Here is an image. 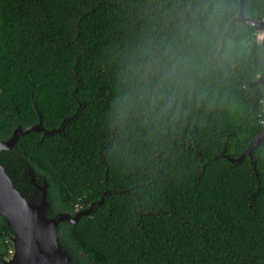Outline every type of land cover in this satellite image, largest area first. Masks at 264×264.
<instances>
[{"label":"trees","instance_id":"1","mask_svg":"<svg viewBox=\"0 0 264 264\" xmlns=\"http://www.w3.org/2000/svg\"><path fill=\"white\" fill-rule=\"evenodd\" d=\"M238 13L264 0H0V140L61 125L18 134L4 171L26 199L46 184L48 217L102 195L57 224L72 264H264V139L225 158L264 123ZM9 235L0 215V264Z\"/></svg>","mask_w":264,"mask_h":264},{"label":"water","instance_id":"2","mask_svg":"<svg viewBox=\"0 0 264 264\" xmlns=\"http://www.w3.org/2000/svg\"><path fill=\"white\" fill-rule=\"evenodd\" d=\"M235 20L249 23L256 34V42L264 48V17L259 20L243 18L240 13ZM255 81L264 88V69L256 74ZM264 104V97H263ZM61 125L56 129L45 130L40 123L20 129H13L10 137L6 140H0V150L9 148L15 141L18 134L28 130H39L44 135L53 131H58ZM264 139V123L261 130L254 135L248 146L235 158L225 156L230 162L241 159L244 155L251 158L253 148L259 141ZM33 182V178H30ZM40 196L37 201L32 198L26 199L22 193L12 185L8 174L4 171L0 163V215L3 217L9 231V239L12 244V253L6 257L3 264H72L68 253L61 248L57 241L56 229L60 221L73 223L80 215L87 214L95 204L100 203L102 195L91 202L88 207L75 210L74 213H57L51 217L46 216V184L33 182ZM105 194V193H104Z\"/></svg>","mask_w":264,"mask_h":264},{"label":"clouds","instance_id":"3","mask_svg":"<svg viewBox=\"0 0 264 264\" xmlns=\"http://www.w3.org/2000/svg\"><path fill=\"white\" fill-rule=\"evenodd\" d=\"M218 9H219V5L217 4V5L213 8V12H215V11L218 10ZM210 20H211V16H210ZM210 26H211V25H210ZM215 31H216L215 28H212V30H211L209 36L206 37V38H208V39H210V40L214 39V37H215ZM175 76H176L175 69H173V71L168 72V73H165L164 77H162V80H172V79H175ZM153 99H155V98H153ZM129 103H130V102H129ZM125 114H126V113L121 112V117H122L123 115H125Z\"/></svg>","mask_w":264,"mask_h":264},{"label":"rangeland","instance_id":"4","mask_svg":"<svg viewBox=\"0 0 264 264\" xmlns=\"http://www.w3.org/2000/svg\"><path fill=\"white\" fill-rule=\"evenodd\" d=\"M259 31L258 30H254V33H255V38H256V34L258 33ZM264 105V104H263ZM10 241V239H9ZM12 253V244L10 243V252H9V255H11ZM9 255H7L6 257H8Z\"/></svg>","mask_w":264,"mask_h":264},{"label":"built area","instance_id":"5","mask_svg":"<svg viewBox=\"0 0 264 264\" xmlns=\"http://www.w3.org/2000/svg\"><path fill=\"white\" fill-rule=\"evenodd\" d=\"M262 104H263V100H262ZM10 252V250H8Z\"/></svg>","mask_w":264,"mask_h":264},{"label":"flooded vegetation","instance_id":"6","mask_svg":"<svg viewBox=\"0 0 264 264\" xmlns=\"http://www.w3.org/2000/svg\"><path fill=\"white\" fill-rule=\"evenodd\" d=\"M264 17V16H263ZM262 18V17H261Z\"/></svg>","mask_w":264,"mask_h":264}]
</instances>
